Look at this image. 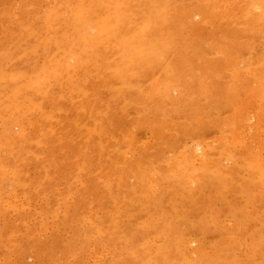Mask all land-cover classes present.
<instances>
[{
    "label": "rangeland",
    "instance_id": "rangeland-1",
    "mask_svg": "<svg viewBox=\"0 0 264 264\" xmlns=\"http://www.w3.org/2000/svg\"><path fill=\"white\" fill-rule=\"evenodd\" d=\"M0 264H264V0H0Z\"/></svg>",
    "mask_w": 264,
    "mask_h": 264
},
{
    "label": "bare ground",
    "instance_id": "bare-ground-1",
    "mask_svg": "<svg viewBox=\"0 0 264 264\" xmlns=\"http://www.w3.org/2000/svg\"><path fill=\"white\" fill-rule=\"evenodd\" d=\"M192 157V156H191ZM193 158V157H192ZM191 161V160H190Z\"/></svg>",
    "mask_w": 264,
    "mask_h": 264
}]
</instances>
